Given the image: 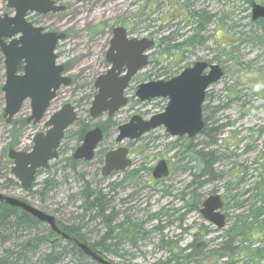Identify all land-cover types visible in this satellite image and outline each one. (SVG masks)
I'll use <instances>...</instances> for the list:
<instances>
[{"label": "rangeland", "instance_id": "obj_1", "mask_svg": "<svg viewBox=\"0 0 264 264\" xmlns=\"http://www.w3.org/2000/svg\"><path fill=\"white\" fill-rule=\"evenodd\" d=\"M52 1L65 11L29 15L27 21L44 32L66 35L55 54L71 84L56 92L37 126L24 122L30 114L28 102L6 124L2 117L5 79L0 54V194L21 200L66 227L79 229L88 246L108 234L105 246L95 251L111 264H173L169 262L172 253L190 256L183 264L199 260L203 264H264V30L251 22L250 3ZM250 1L264 6V0ZM4 15L10 17L13 11L0 0V18ZM117 27L125 29L128 38L146 39L154 46L146 52L148 65L132 78L124 93L127 105L111 118L103 115L92 120L88 109L95 94L93 82L108 69L104 56ZM196 62L216 65L223 72L222 78L207 89L202 105L204 127L211 130L210 137L200 133L190 140L173 138L160 127L138 140L116 144L118 126L133 116L148 120L166 106V100L140 103L135 98L136 87L168 81ZM64 104L75 108L78 122L65 131L57 160L37 173L35 186L27 194L12 183L9 172V126L16 123L20 133L12 148L28 151L34 135L46 132L44 122ZM23 122L26 126L19 130ZM81 125L88 130L99 125L104 138L92 161L71 166L68 159L81 144ZM118 148L128 149L131 167L102 178L104 155ZM195 152L209 156V168L202 176ZM160 160L167 163L170 174L166 179L153 180L151 171ZM85 183L102 198L111 218L109 230L100 216L85 206ZM181 194L183 201L178 200ZM211 194L219 195L225 203L221 213L226 225L221 230L192 210L194 204L200 208ZM49 232L41 224L31 230L13 222L1 225L0 264H48L47 256L50 264H95L61 239L54 246L41 243L28 247L30 240ZM228 238L232 251L220 253ZM161 242L172 245L163 247Z\"/></svg>", "mask_w": 264, "mask_h": 264}, {"label": "water", "instance_id": "obj_2", "mask_svg": "<svg viewBox=\"0 0 264 264\" xmlns=\"http://www.w3.org/2000/svg\"><path fill=\"white\" fill-rule=\"evenodd\" d=\"M80 2L82 0H76ZM6 8L13 10L14 15L0 18V54L4 65V84L1 88L4 107L2 117L9 124L16 116L23 103L28 102L30 114L27 124L36 126L43 119L51 101L60 87H68L71 79L65 77L64 68L56 63L55 48L65 40V34L43 32L27 22V13L40 15L61 13L65 8L51 0H5ZM250 20L252 23L264 20V6L250 3ZM154 43L146 39L127 38L125 29L112 30L105 62L109 69L98 76L93 82L95 95L88 109V116L96 120L102 115L111 118L117 111L125 107L127 99L124 91L131 79L148 65L146 51ZM20 69V71H19ZM206 72V74L204 73ZM204 73V74H203ZM222 71L216 65L196 62L191 68L182 71L169 81L143 83L136 87L135 98L140 102L156 99H167L163 112L143 120L133 116L130 120L117 127L114 139L116 144L124 140H137L143 135L162 127L167 135L175 138L192 139L204 127L201 116V105L206 90L222 78ZM75 109L64 104L44 123L45 134H37L32 139V147L27 152L9 150L7 159L12 163L10 174L19 184L22 191L31 189L37 172L48 168L49 163L58 158L57 150L69 126L77 122ZM103 139L99 127L84 133L79 147L71 158L76 162H90L97 146ZM128 151L119 148L105 154L101 177L106 178L113 172H123L130 167L127 159ZM154 180L168 176L164 161H159L151 172ZM18 209L38 223L47 226L51 232L63 240L69 239L60 232L53 217L42 213L26 203L5 197L0 194V204ZM223 202L219 195L207 197L199 209L200 216L217 230L225 227V218L219 212ZM83 256L96 264H111L101 258L87 245L74 241Z\"/></svg>", "mask_w": 264, "mask_h": 264}, {"label": "trees", "instance_id": "obj_3", "mask_svg": "<svg viewBox=\"0 0 264 264\" xmlns=\"http://www.w3.org/2000/svg\"><path fill=\"white\" fill-rule=\"evenodd\" d=\"M247 1L249 3L251 2L250 0H247ZM256 23L258 24V26H260L264 30V20H261V21L256 22ZM24 122L22 123V125H20L18 127L19 130L23 126H26V124ZM9 127L10 128H9L8 134L10 136V139L12 140L11 146L14 147L16 137H19L20 133L16 129V123L12 122ZM87 130H88L87 126L81 125L80 131H79V135H80L79 139H82L83 134ZM201 134L205 135L206 138H209L210 135H211V130H208L207 128L204 127V129L201 132ZM12 147H9V148L13 149ZM193 155L196 157L197 162L201 163V165H202V168H201V172L202 173L200 174V176H202V175H204V172L207 171V169L209 168V156L202 155L199 152H195ZM68 162H69V164L71 166H74L75 163H77V162L72 161L71 157L68 159ZM207 176H209V174ZM12 183L15 186H19L15 181H12ZM45 184L47 185V183H45ZM34 186H35V184H33L32 189L34 188ZM32 189H30L26 193L30 194L32 192L31 191ZM84 191H85V194H84V204H85V206L87 208H90L91 210H94L98 214V216H100V218L102 219L103 223L106 226V229L109 230L110 229L111 218L106 215V210H105L106 206H105L104 202L102 201V198L98 197V195L95 196L91 192V190L89 189L88 184H86V183H85V186H84ZM195 209H197V206L195 207ZM257 214H259V213H256V216H257ZM7 222H13L16 226H18L20 228H23V229H26V230L37 229L40 226V224L36 220L31 218L30 216H28L24 212H22V211H20L18 209L10 208V207L4 205L3 203H1L0 204V226L6 224ZM56 225H57L58 229L61 232H63L64 234H66L70 239H75V240L85 244V242L83 240L84 237L80 234V230L79 229H75L73 227H66V226L60 224L58 221H56ZM120 227H121V225L117 226L116 228H120ZM107 236H108V234L105 235V237L102 238L98 243H94L93 245H91L90 246L91 249L95 251V249L97 247L101 248V247L105 246V240L107 239ZM131 237H133L132 234H131ZM230 239L231 238H228V242L225 243L224 246L220 249V253L227 252V251H229V252L232 251V249H230V247H229V240ZM59 240H60V237H58L57 235L53 234L50 231L47 236H41V237H37V238H34V239L30 240L29 243H28V247L29 248L36 247V246H38L41 243H48V244L54 246L56 243H58ZM128 240H131V239L128 238ZM32 243L34 245H32ZM161 243H162L163 247H167V246L172 245L170 243H163V242H161ZM65 244L67 246L70 245L71 249L76 251V253L79 256H81L80 251H78L75 248V246L71 242V240L66 241ZM23 248L25 249V246ZM223 254H225V253H223ZM189 258H190V256H182L181 253H179V254L172 253V256L169 259L170 260L169 262H173V264H183V263L186 262L187 259L189 260ZM46 261H47L48 264H50V262H49L50 261V256L46 257ZM196 264H203V263H202L201 260H199V261L196 262Z\"/></svg>", "mask_w": 264, "mask_h": 264}, {"label": "flooded vegetation", "instance_id": "obj_4", "mask_svg": "<svg viewBox=\"0 0 264 264\" xmlns=\"http://www.w3.org/2000/svg\"><path fill=\"white\" fill-rule=\"evenodd\" d=\"M29 15H36V14L28 13L27 16H29ZM201 110H202V107H201ZM127 151H128V149H127ZM127 159L130 160L131 165H132V161H131V159H130V157H129V151H128ZM164 162H165V161H164ZM165 164H166V167H167V170H168V176H169L170 171H169V168H168V165H167L166 162H165ZM131 165H130V167H131ZM130 167H129V168H130ZM127 169H128V168H127ZM127 169H126V170H127ZM126 170H125V171H126ZM123 172H124V171H123ZM123 172H113V173H111V174H114V175H115V174L123 173ZM111 174H110V175H111ZM168 176L165 177V178L159 179V180L166 179V178H168ZM211 195H212V194H211ZM211 195H210V196H211ZM214 195H215V194H214ZM208 197H209V196H208ZM205 199H206V198H205ZM205 199H204V200H205ZM178 200H179V201H183V195H182V194L180 195V197L178 198ZM204 200H203V201H204ZM221 200H222V202H223V207H224V204H225V203H224V201H223L222 198H221ZM203 201L200 203V207H201V204L203 203ZM193 206H194V208H193L192 210H196V211L198 212V214H199V209H200V208H198V206H197V209H195V204H194ZM223 207H222V208H223ZM175 212H176V211H174V213H175ZM220 213H221V211H220ZM221 214H222V213H221ZM199 215H200V214H199ZM222 215H223V214H222ZM223 216H224V215H223ZM169 218H171V216H170ZM224 218H225V217H224ZM202 219H203V218H202ZM203 220H204V219H203ZM204 221H205V220H204ZM225 221H226V220H225ZM225 225H226V224H225ZM116 227H117V226H116ZM116 227H115V228H116ZM116 229H117V228H116ZM57 236L60 237L59 235H57ZM60 239H61V237H60ZM69 240H74V239H70V238H69V239L65 240V242H66V241H69ZM71 242H72V241H71ZM97 253H98V252H97ZM98 254H99V253H98Z\"/></svg>", "mask_w": 264, "mask_h": 264}]
</instances>
